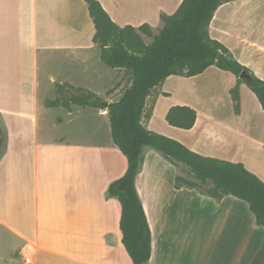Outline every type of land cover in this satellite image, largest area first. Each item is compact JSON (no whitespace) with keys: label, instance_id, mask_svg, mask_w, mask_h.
I'll return each mask as SVG.
<instances>
[{"label":"crops","instance_id":"0c3cea01","mask_svg":"<svg viewBox=\"0 0 264 264\" xmlns=\"http://www.w3.org/2000/svg\"><path fill=\"white\" fill-rule=\"evenodd\" d=\"M99 1L119 26L147 23L156 35L163 16L175 13L183 0ZM83 2L0 0V113L9 118L7 139L0 122V260L7 245L11 264H135L122 241L120 200L108 195L110 184L128 169L112 138L108 106L49 105L58 98H51L57 83L92 91L108 105L131 85L124 77L129 70L102 61ZM208 30L264 80V0L222 3ZM66 55L78 62L69 69L71 79L50 66L59 57L65 62ZM236 83L233 72L216 65L191 77L170 75L148 97L145 113L148 107L152 112L144 125L205 156L243 162L264 181V109L241 83L237 114L230 93ZM174 105L197 110L192 128L155 121L159 108L166 116ZM57 109L65 115L50 117ZM85 115L94 119L84 133L88 138L57 132ZM148 148L136 180L152 232V254L144 264H264V226L249 204L178 184L180 174L173 185L160 187L157 180L151 190L162 159Z\"/></svg>","mask_w":264,"mask_h":264},{"label":"trees","instance_id":"16d2710c","mask_svg":"<svg viewBox=\"0 0 264 264\" xmlns=\"http://www.w3.org/2000/svg\"><path fill=\"white\" fill-rule=\"evenodd\" d=\"M85 1L95 24L94 42L101 49L102 61L112 68L131 72V85L120 99L108 105L113 141L128 158L126 173L110 184L108 195L120 200L122 241L132 261L144 264L152 254V232L136 186L145 147L155 148L170 160L186 164L198 179L190 181L178 176V182L197 187L199 183L211 181L212 186L206 194L215 198L231 194L246 201L257 224L264 226V181L243 162L205 156L144 125L147 99L168 76H195L211 65L237 76V83L230 90L237 114L241 111V83L250 87L264 109V80L209 34L208 27L215 11L230 0H183L175 13L163 16L165 25L156 35L147 23L138 28L133 25L121 27L99 0ZM139 31L153 36L152 42L147 44ZM243 70L248 72V78L241 77ZM70 89L75 92L69 94ZM57 91L59 96L49 102L51 106L77 104L104 108V100L84 88L62 83L58 84ZM197 115V110L189 105H174L165 118L174 127L190 129L195 125Z\"/></svg>","mask_w":264,"mask_h":264},{"label":"rangeland","instance_id":"374dc122","mask_svg":"<svg viewBox=\"0 0 264 264\" xmlns=\"http://www.w3.org/2000/svg\"><path fill=\"white\" fill-rule=\"evenodd\" d=\"M83 5L84 6H83L82 12L84 14L85 13L84 7L86 6V3L83 2ZM154 31L157 32L158 28L155 27ZM140 34H143V33L140 32ZM143 35H144L143 39L147 44L152 42L153 37L148 36L146 34H143ZM69 57H72L73 60L70 59ZM40 60H41V53H40ZM66 60H68V61H66ZM75 60L76 59L73 56L66 55L65 56V62L63 61L62 58L59 57L57 60L52 61L51 62L52 65H50V66L53 70H56V71L58 68L64 70L63 77H67V78L71 79L70 77L72 75V72L69 71V69L70 68L73 69L75 67H78V62H76ZM99 63H102V62H99ZM93 64H91L90 67L94 66L96 68L97 67L96 63L94 65ZM101 65H104V64H101ZM124 77L129 79V81H130L131 72L127 71L124 74ZM57 78H58V82H60V78L58 76H57ZM58 84H60V83H57V86H58ZM55 92L56 93L53 94V96H55V97H51V98H56L57 96H59L57 88H56ZM71 92L73 93V92H75V90L70 89L69 94H71ZM161 109L162 108H159L157 110V112H155L154 118H155V121L157 123H159V125L160 124L165 125L166 118H165V116H163ZM150 112H152V111H150V107H148L146 110V118H149ZM63 115H65V112L63 110L57 109V110H54L49 116L50 117H59V116H63ZM0 122L3 123L4 127H5L4 131L2 132V136L7 139L8 134H9V130L7 129V127H8L7 125L9 122L8 116L0 113ZM65 122H68V121H65ZM93 123H94V119L91 118L90 115L89 116H86V115L81 116V118L78 116L75 120H73V122H71L70 125H66L63 129H59V131H57V132L60 134H65V135L68 134L70 137L79 135L81 138H88V135H84V133H88L91 131V127H92ZM166 125H167V123H166ZM161 129L166 130V132L171 133V131H168V129H164L162 127H161ZM169 129H174V128H169ZM161 134H163V133H161ZM164 135L168 136L167 134H164ZM171 138H174V137H171ZM174 139H176V138H174ZM148 149H152V148H148ZM155 151L158 155L157 156L158 160L160 161L162 159V161L158 162V164L156 166L157 176H159V177H154L153 182H152L153 187L151 188V190L155 189L158 186V184L156 182L157 180L158 181L161 180L159 182L160 187H164V186L169 187V186L173 185L175 182V178H176L177 174L182 175L180 177H182L186 180L198 181L196 176L193 173H191L190 168L186 164L180 163V162H174V161L170 160L169 158H167L163 153H161L157 150H155ZM147 154L148 153L145 152V156ZM159 157H161V159ZM165 161H167V162H165ZM154 182H156V183H154ZM181 183H183V182H181V181L178 182V184H181ZM211 186H212V182L207 181L204 184L199 183L197 188H199L202 192L206 193L207 189H209ZM111 197H113V196H111ZM2 252H3V259H5V261L1 258L2 261L0 260V264H4V263L11 264L10 262L6 261V260H9L11 257L10 256L11 251L7 245Z\"/></svg>","mask_w":264,"mask_h":264},{"label":"water","instance_id":"95a60500","mask_svg":"<svg viewBox=\"0 0 264 264\" xmlns=\"http://www.w3.org/2000/svg\"><path fill=\"white\" fill-rule=\"evenodd\" d=\"M241 77L248 78L249 74L246 70H243L241 73ZM103 105L108 106V102L104 101ZM0 145H1V126H0Z\"/></svg>","mask_w":264,"mask_h":264},{"label":"built area","instance_id":"2783aa9c","mask_svg":"<svg viewBox=\"0 0 264 264\" xmlns=\"http://www.w3.org/2000/svg\"><path fill=\"white\" fill-rule=\"evenodd\" d=\"M25 262L30 263L31 262V257L30 256L25 257Z\"/></svg>","mask_w":264,"mask_h":264}]
</instances>
